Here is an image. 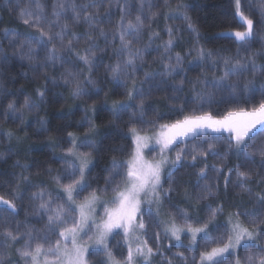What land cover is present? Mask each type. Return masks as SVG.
I'll list each match as a JSON object with an SVG mask.
<instances>
[{"label":"snow or ice","instance_id":"obj_1","mask_svg":"<svg viewBox=\"0 0 264 264\" xmlns=\"http://www.w3.org/2000/svg\"><path fill=\"white\" fill-rule=\"evenodd\" d=\"M188 7L183 0H175V3L172 0H163L162 3L159 0H18L11 8L17 19L38 35L0 30V79H6L10 63L18 61L22 69L26 67L25 76L29 72L39 73L46 87L37 88L35 97L25 95L23 102L18 103L9 98L12 94L7 88L0 86L4 119L24 130L27 126L25 114L39 113L49 102L48 84L52 89L68 91L73 100L87 98L92 103L84 110L87 135L78 139L76 133L67 132L70 139L66 150L62 147V136L48 134L47 120L38 117L35 121L43 143L50 149L60 147L62 156L58 162L62 164V170L54 176L51 168L45 171L58 188L49 190L41 185L38 191L31 192L27 198L30 213H26L24 221H18L16 217L19 212L16 201L22 202L24 193L10 194L11 199L0 197V264H155L157 259L160 264H173V260L188 264L185 252L196 251L191 246L172 257L166 255L171 248H184L182 237L190 245L196 244L198 237L206 248L220 245L211 247L210 251H201L198 264H264V193L253 192V185L264 187V84L260 85L261 102L251 111H228L216 118L201 104L199 110L202 114L185 116L159 127L155 121L150 122L151 134L144 128L146 94L143 84L158 89L166 81L157 78L161 75L171 77L181 68L185 58L177 53L172 61L174 29L167 28L169 39L164 44V53L169 55L159 57L164 72L145 71L140 87H137V62L144 64L143 54L147 53V48L140 46L142 38L147 30L150 44L159 36L158 32L151 31L153 23L161 16L172 19L175 14L182 16L198 42L199 31L187 15ZM234 7L235 15L246 25V30L233 33L239 42L236 54L214 60L210 50L195 49V59L211 61L217 67L222 63L223 75L214 79L213 87L227 90L233 96L238 92L252 93L257 76L264 79V63L257 65L258 59L264 60V44L255 51L250 50L257 33H264V4L260 5L255 20L242 12L241 0H235ZM81 25L86 31L78 35L74 29ZM109 40L110 48L107 47ZM4 41L11 49V56L3 50ZM99 41H103L106 47L99 48ZM191 53L192 49L188 55ZM105 55L114 58V62L103 65ZM164 59L168 63H163ZM100 67H104V78H94ZM56 70L60 71L59 79L55 75L49 76L50 71ZM104 80L117 88H124L123 99L114 100L109 108L111 119L108 123L122 121L131 107L126 101L138 100L133 113L136 119L130 122L139 124L140 128L129 129L135 147L128 158L118 159L114 154L105 170L103 186L97 184L93 187L90 182L93 161L90 157L97 152L95 137L99 131L94 122L97 109L93 96L99 97L104 91L101 87ZM207 83L202 75L193 82V88L203 85L206 91ZM183 84L181 81V88ZM106 97L107 92L102 101L105 105ZM197 97L201 101L213 98L200 92ZM89 112L92 117L88 116ZM0 136L8 143L21 140L14 129H0ZM221 143L226 148L223 155L216 151ZM170 152H175V156L170 157ZM208 155L221 159L232 155L241 163L225 173L215 165L209 169ZM4 156L5 153L0 152V159ZM200 156L205 159L197 173L199 180L208 181L209 170L216 174L215 180L204 184L195 195L185 189L184 196L190 208L166 211L165 205L170 203L175 190L172 178L176 171L184 166L186 159L195 166ZM24 170L30 171L28 167ZM20 179L28 181L29 177ZM221 179L225 194L230 186L239 189L242 197L246 195L254 199L258 210L249 212L237 208L235 213H229L224 232L215 236L210 226L222 214V204L217 207L209 205L206 220H194L190 213L201 201L219 196ZM15 187L19 190L20 184ZM29 214L32 219L27 218ZM241 216L246 218L247 224L241 222ZM150 226L159 229L155 233L158 245L155 251L147 247V241H140ZM161 236L169 241V248L165 251L159 246ZM117 237L127 243V255L121 254L120 260L116 259L110 243ZM133 238L137 241L135 250L131 243ZM172 241L176 243L172 244ZM240 252L244 255L240 256ZM192 264H197L195 256Z\"/></svg>","mask_w":264,"mask_h":264},{"label":"trees","instance_id":"obj_2","mask_svg":"<svg viewBox=\"0 0 264 264\" xmlns=\"http://www.w3.org/2000/svg\"><path fill=\"white\" fill-rule=\"evenodd\" d=\"M17 2L18 0H0V30L11 29L22 35H38L33 29L28 28L20 22L16 17V13L11 11V8ZM159 2L162 3L163 0H159ZM172 2L175 3V0H172ZM183 3L189 6L187 15L192 18V21L199 31L198 42L195 39V34L191 33L187 28L182 16L175 14H173L172 19L161 16L153 23L151 31L158 32L159 36L154 38L150 44L147 30L141 41L140 46L146 47L147 53L143 54L144 64H141L139 61L137 62V87H140V82L143 79V73L145 71L153 73L164 72L159 57L169 55L168 53H164V44L169 39L166 31L167 28L171 27L174 29V46L170 52L172 61H175L177 53L185 58L181 68L174 72L171 77L161 75L157 78L166 81L158 89L152 88L147 83L143 84V91L146 94L144 97L146 103L143 120L145 122L144 128L148 132H152L150 122L155 121L157 127H159L160 124H171L178 119H183L185 116L202 114L199 110L201 104L205 111L211 112L216 118H221L228 111H251L254 107H258L261 102L260 85L264 84V79L257 76L252 93L238 92L233 96L227 90H220L219 88L213 87L214 79L223 75L222 63L217 67L211 61L204 62L195 59V49L198 47L210 50L214 54V60L219 57H229L236 54L237 44L239 42L234 36L222 35L223 31H243L245 29L242 21L235 15V0H183ZM261 4H264V0H241V10L249 18L255 20L259 16ZM249 5H252L251 9ZM113 12H116V9H113ZM113 23H115V19ZM106 30L108 29L106 28ZM74 31L78 35H83L86 28L81 25L74 29ZM262 36H264V33H257L251 45V51L259 49L264 44V39L261 38ZM116 43L118 45L119 41L117 40ZM98 47L103 49L106 45L103 41H99ZM107 47H111L110 40ZM190 49H192V53L188 55ZM3 50L8 51L9 56H11V49L8 48L7 41L3 42ZM241 55H244V53L241 52ZM110 62H114V58L110 59L109 55L103 56V65H107ZM163 63H168V60L164 59ZM262 63H264V60H257V65ZM25 71L26 67L22 69L20 63L15 61L10 63L6 79H0V86L7 88L8 92L12 94L9 98L16 100L18 103L23 102L25 95L35 97L37 88L43 89L46 87L45 81L39 78V73L33 74L29 72L25 76ZM52 75H55L59 79L60 71H50L49 76L51 77ZM202 75L208 82L206 91L203 85H198L195 89L193 88V82ZM94 78H104V67H100L94 73ZM181 81H184L182 88L180 87ZM47 87L50 90V94L47 97L49 102L43 106L44 110L39 113L25 114L27 126L24 130L17 129L11 123V120L4 119L5 106L0 103V129L4 131L14 129L21 138L20 142L13 141L8 143L6 138L0 136V152L5 153L4 158L0 159V197L11 199L10 194L20 195L24 193L23 201H16L19 208V212L16 214L18 221H24L26 219V213H30L27 198L31 192L38 191L41 185H44L49 190L58 188L45 175V171L51 168L53 170L52 175L54 176L58 171L62 170V164L58 162L62 156L60 147L50 149L43 143V137L38 134L39 128L35 123L37 118L42 117L48 121V134L63 137L64 143L62 147L65 150L69 147L68 141L70 139L67 136V132L76 133L78 139H84L87 135V123L84 120V110L92 101L87 98L73 100L66 90L52 89L50 84ZM101 87L104 91L100 92L99 97L93 96L97 109L94 122L99 130L95 137L98 149L90 157V159H93L91 166L92 180L90 181L93 187H96L97 184L101 187L103 186L105 170L110 166L114 154L117 155L118 159L128 158V154L133 151V143L129 129L131 127L140 128L139 124L130 122L136 119L133 113L136 111L138 100L126 101L130 103L131 107L128 108L122 121L116 124L108 123L111 119L109 108L114 100L123 99L122 93L124 92V88H117L108 80H104ZM52 92H55L56 95H51ZM105 92H107V105L102 102L105 99ZM198 92L203 93L206 97L211 95L213 98L211 100L205 99L201 101L197 97ZM181 106H183V110H181ZM194 109H196L195 112L193 111ZM92 115L91 112L88 113L89 117H92ZM224 135L227 136L228 134ZM216 151L223 155L226 148L221 143L218 145ZM204 159L203 156L198 157L195 166H192L190 159H186L184 166L176 171L175 176L172 178L175 182V190L172 192L170 203L165 205L166 211H172L174 208H190V203L184 196L185 189H187L188 193L195 195L199 193L200 188L204 184L215 180L216 174L211 170L208 171V181L199 180L197 173L203 166ZM206 159L209 169L212 165H215L217 168L224 169L225 173L229 168L235 169L241 163L239 159L232 155L224 159L218 156L208 155ZM17 161H19V166H17ZM25 167H28L30 171H25ZM251 170L255 171L254 168ZM22 176H28L29 180L23 181L20 179ZM234 179L235 177H233ZM17 183L20 184L19 190L15 187ZM198 184L199 187H197ZM220 184L221 191L218 197H214L212 200L201 201L198 207L192 209L190 213L194 220H206L209 215V205L211 207H217L218 204H222V214L218 215L214 225L210 226L215 236H219L224 232L229 213H235L237 208L249 212L258 210L254 199L246 195L242 197L239 194V189H235L232 186L229 187L227 194H225L223 192L222 179L220 180ZM253 192L264 193V187L258 188L253 185ZM27 218L32 219L30 214ZM240 220L247 224L244 216H241ZM39 226L37 225V227ZM157 231H159L157 226H150L145 236L147 246L153 248L154 251L158 246L155 237ZM117 241H119L118 246ZM111 245L115 256L121 258L117 250V247L122 245L120 237L112 240ZM159 246L162 251H165L169 248V241L161 236ZM216 246L220 245H211L206 248L204 241L199 239L194 247L196 249L195 252H185L188 264H192L194 256L198 264L199 253L201 251H210L211 247ZM187 247L184 245V248H171L170 251H166V255L172 257L178 251L184 252V249ZM122 254L125 255V249L122 250ZM239 255L243 256L244 253L240 252ZM155 264H160V260L157 259ZM173 264H179V261L173 260Z\"/></svg>","mask_w":264,"mask_h":264},{"label":"rangeland","instance_id":"obj_3","mask_svg":"<svg viewBox=\"0 0 264 264\" xmlns=\"http://www.w3.org/2000/svg\"><path fill=\"white\" fill-rule=\"evenodd\" d=\"M245 26V29L244 30H246V25H244ZM243 30V31H244ZM235 31H223L222 32V35H230V36H234L233 35V33H234ZM235 37V36H234ZM149 134H151V132H148ZM225 134H227V133H225ZM130 137H131V139H132V136H131V134H130ZM134 144H133V150H134ZM175 147V146H174ZM153 155H155V154H153ZM169 155H170V157H174L175 156V152H170L169 153ZM152 157H149V159H151ZM92 161H93V159H91ZM121 239V238H120ZM198 240H199V237H198V239H197V242H198ZM140 241L141 242H143V241H145V236H141L140 237ZM121 242H122V245L121 246H119V247H117V250H118V254L119 255H121L122 254V250L123 249H125V257H126V255H127V243L123 240V239H121ZM182 244L183 245H186V246H191V247H195L196 246V244H197V242H196V244H194V245H190L189 244V241L187 240V239H184L183 237H182ZM110 243H111V241H110ZM131 243H132V246H133V250H135V247H136V244H137V241L135 240V238H133V240L131 241ZM172 243L173 244H175L176 242L175 241H172ZM148 247V246H147ZM145 251H146V248H145ZM121 257V256H120ZM116 259L117 260H120L121 258H119L118 256L116 257Z\"/></svg>","mask_w":264,"mask_h":264}]
</instances>
